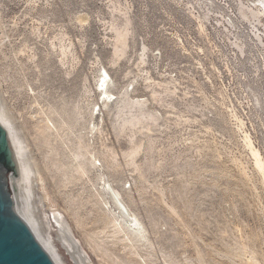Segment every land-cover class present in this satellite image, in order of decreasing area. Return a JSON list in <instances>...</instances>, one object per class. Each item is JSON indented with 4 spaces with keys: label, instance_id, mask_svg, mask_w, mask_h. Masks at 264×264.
I'll return each instance as SVG.
<instances>
[{
    "label": "rangeland",
    "instance_id": "obj_1",
    "mask_svg": "<svg viewBox=\"0 0 264 264\" xmlns=\"http://www.w3.org/2000/svg\"><path fill=\"white\" fill-rule=\"evenodd\" d=\"M251 1L0 0V103L60 264H80L64 231L85 264H264V188L242 141L264 162ZM121 92L155 119L118 131ZM102 176L141 226L134 246L106 224Z\"/></svg>",
    "mask_w": 264,
    "mask_h": 264
},
{
    "label": "water",
    "instance_id": "obj_2",
    "mask_svg": "<svg viewBox=\"0 0 264 264\" xmlns=\"http://www.w3.org/2000/svg\"><path fill=\"white\" fill-rule=\"evenodd\" d=\"M0 264H58L35 224L1 103Z\"/></svg>",
    "mask_w": 264,
    "mask_h": 264
},
{
    "label": "bare ground",
    "instance_id": "obj_3",
    "mask_svg": "<svg viewBox=\"0 0 264 264\" xmlns=\"http://www.w3.org/2000/svg\"><path fill=\"white\" fill-rule=\"evenodd\" d=\"M248 9H249L248 11L250 12V16L247 17L246 12H243V11H241V14L243 16L247 17L248 19H250V21L251 20L252 21L259 20V16L261 14H264V0H252L248 6ZM124 36H125V34L123 33V31H117L116 32V42H115V47H114L116 54L119 52L122 53V51H123V47L125 44L124 43L125 42ZM108 80H104V81L101 80L102 82L99 85L100 95H103V97L105 96L106 98L111 96L106 89ZM99 82H100V80L97 82V85ZM120 100L122 101V102H120L122 105H118L119 107H118V109H116L117 115H120L121 112L124 113L123 111L125 110V113L128 112L129 116L126 114L128 117H126L125 119L123 118V120L120 122V125L117 126L118 131L121 132L125 127L126 128L129 127V130H131L130 127L136 126L137 124L142 123L143 120L148 121V119L149 120L155 119L154 114L151 113L152 111L150 112L149 110L145 109L146 103L143 100H140L138 98L137 99L136 98H130L124 92H121ZM104 101L105 100H103V102ZM94 107H95V105H93V107L91 109V113H93ZM126 110H127V112H126ZM124 114L122 115L123 117H124ZM119 117H121V115ZM5 119L7 122V126L9 129V133H10V136L12 139V143L14 146V150L16 153V157H17L23 178H24V180L25 179L28 180L29 176H30V171L25 166V164H23V162H22V159H21L22 148L18 144L19 141L16 139V137H14V133H13V129H12V125H11L10 121L8 120V118L6 116H5ZM239 124H240V126H242L241 122ZM246 135H247V133H246ZM242 141H244L243 144L245 145V148L248 147V149L250 151L249 154H250L252 164H253L252 168L257 172L258 177H259V181L261 182V184L264 188V162L260 156V152H258V150L253 147L251 141L249 140V138L247 136H244ZM138 148H139V145L134 146L133 148H131L130 151L127 150L129 152L128 153L126 152V156L128 154L130 157V155H133L134 153H136ZM132 159L133 158H131V160ZM100 180H101L102 187H103V190L105 191V195H106L105 200H104V206L107 209V218H106L107 223L106 224L113 228V230H112L113 234H122L124 238H126L128 241H130L131 246H134V244L137 243L141 237V233H140L141 226H140L139 222L133 216V214L130 212V210L128 209V207L126 206V204L123 202L122 198L120 197V195L114 190L112 185L108 182V179L106 180L105 177L102 176V177H100ZM53 220H55V222L58 224V227L60 229L64 228L66 230L64 223L62 222V220L59 218L58 215L54 214ZM63 233H64L63 239L65 240V244H63V245L68 244L69 247L67 246V248H71L72 253H75V255L77 256L76 259L79 261L78 263L85 264V262L82 259L79 251L74 249V241L66 235L65 231ZM61 234H62V231H61ZM71 234H72V232H71ZM120 237H122V236H120ZM44 240L47 243H52V241L49 239V237L44 239ZM66 242H68V243H66ZM96 245H97V243H96ZM75 246H76V244H75ZM48 247L50 248V246H48ZM51 252L53 253L52 250H51ZM53 255H54V253H53ZM54 257L56 258L55 255H54ZM56 260H57L58 264H60L57 258H56ZM252 264H254V263H252Z\"/></svg>",
    "mask_w": 264,
    "mask_h": 264
}]
</instances>
